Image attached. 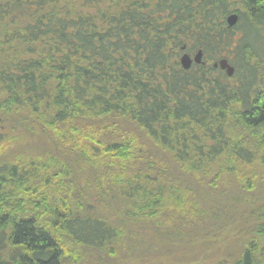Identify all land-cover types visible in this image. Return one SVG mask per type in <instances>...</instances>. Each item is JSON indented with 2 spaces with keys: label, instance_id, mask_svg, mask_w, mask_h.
<instances>
[{
  "label": "trees",
  "instance_id": "trees-1",
  "mask_svg": "<svg viewBox=\"0 0 264 264\" xmlns=\"http://www.w3.org/2000/svg\"><path fill=\"white\" fill-rule=\"evenodd\" d=\"M259 182L264 0H0V264L110 258L129 230L183 254L240 220L200 264H264V207L230 213Z\"/></svg>",
  "mask_w": 264,
  "mask_h": 264
},
{
  "label": "rangeland",
  "instance_id": "rangeland-1",
  "mask_svg": "<svg viewBox=\"0 0 264 264\" xmlns=\"http://www.w3.org/2000/svg\"><path fill=\"white\" fill-rule=\"evenodd\" d=\"M192 55L193 53L189 56L192 57ZM16 135L20 136V134L17 133ZM84 184L85 181L82 180V186H84ZM224 187L228 186L225 184ZM218 190L219 188H215V193ZM226 193L229 194L228 191H226ZM224 196V201L232 203L231 200H226L227 195ZM232 197L233 195H230V198ZM240 197H242V194ZM238 200V203L233 202L236 207L232 204L233 210L230 213H232L234 218L237 215V210L241 211L245 215V219L247 218V221H249L251 209L257 208V210H260L261 207H264V182H259L253 189L246 193L243 198ZM79 202L82 204L81 200ZM96 203L97 201L94 199L91 201L93 207H98ZM71 204H76V198L74 195L71 196ZM239 205H241V207ZM84 206L85 208H88L87 205ZM96 210H99V212H97L99 214L102 212V216L109 217L104 213L105 209L101 210L97 208ZM210 215L211 214L209 213L205 214L208 218ZM255 219L254 213L253 220L255 221ZM244 221L245 220L236 222L232 221L230 225L225 227L224 237L218 235L214 238L213 235L202 234L197 228H194L189 236V240L193 237L197 238L195 243L190 245L194 247V250H189L183 254H179L176 250L168 248L166 245H159L156 247L159 255L157 253H148L151 248L155 247L144 241H135L134 235L131 237L133 231L129 230L121 234L120 243L123 244L121 251H119L117 246L113 248V254H116L115 256L107 258V256L103 253L93 251L90 248L76 247V250H72L74 251L72 255L74 262L67 264H200L204 260L210 262L217 257L216 253L218 252L221 257V254L227 256L228 253L232 254L238 250L239 245L245 239L250 229V224L245 225ZM214 228L215 225H213L210 229ZM200 252L201 254H199ZM123 253L125 254V258ZM131 254H133V256H130Z\"/></svg>",
  "mask_w": 264,
  "mask_h": 264
},
{
  "label": "water",
  "instance_id": "water-1",
  "mask_svg": "<svg viewBox=\"0 0 264 264\" xmlns=\"http://www.w3.org/2000/svg\"><path fill=\"white\" fill-rule=\"evenodd\" d=\"M237 21V15L231 13L226 17V23L229 27H232ZM201 51L198 50L192 57L183 53L179 59L180 65L183 69H188L192 63L199 64L201 62ZM214 68H219L224 71L226 76L230 77L233 74V67L228 63L225 58H221L212 64Z\"/></svg>",
  "mask_w": 264,
  "mask_h": 264
}]
</instances>
